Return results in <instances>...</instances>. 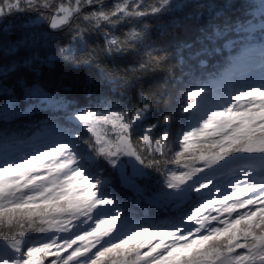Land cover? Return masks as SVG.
<instances>
[{
	"label": "trees",
	"instance_id": "obj_1",
	"mask_svg": "<svg viewBox=\"0 0 264 264\" xmlns=\"http://www.w3.org/2000/svg\"><path fill=\"white\" fill-rule=\"evenodd\" d=\"M72 1L76 0H64V4ZM90 7L99 15L90 26L77 28L76 35L63 27L69 19L53 27L51 20L27 5L0 15V108L20 109L17 115L0 116V151L12 152L20 142L32 144L41 134L50 142L65 140L81 158L94 184L93 195L111 200L112 207L104 210V215L119 216L117 223L126 233L145 228L152 235L172 231L193 212L192 197L175 198L165 209L148 204L121 184L108 161L86 149V139L96 142L70 117L85 108L123 106L129 96L139 102L137 93L149 91L154 93L155 107L146 112L143 124L155 123L170 112L174 128L187 126L191 112L206 108L222 94L238 63L264 57V12L252 0H184L178 5L172 0H97ZM225 19L230 30L223 39L228 40L231 58L223 62L221 73L210 75L199 66L204 57L198 38L211 33L213 25L223 28ZM126 33H130L126 43L131 45L127 49L121 46ZM97 45L106 50L99 53ZM124 69L129 73L136 70L128 83L120 79L121 74H128ZM32 88H38L57 105H38V99L26 96ZM29 105L31 111L26 110ZM134 133L142 134L138 130ZM96 152L104 156L97 148ZM142 171L136 183L144 195L170 190L159 173L143 165ZM104 179L107 182L100 185ZM26 207L34 211L53 209L45 202L1 207L0 229H10L17 210ZM251 217L253 221L234 220L250 234L262 233L264 210L254 209ZM136 237L134 240H139L142 235ZM172 237L167 235L165 242ZM223 237H208L199 250L210 253L221 248L211 246V241ZM128 243L120 244L119 237H114L111 243L95 244L83 260L86 264H113L135 254L139 246L129 248ZM5 259L7 255L0 252V261Z\"/></svg>",
	"mask_w": 264,
	"mask_h": 264
},
{
	"label": "clouds",
	"instance_id": "obj_2",
	"mask_svg": "<svg viewBox=\"0 0 264 264\" xmlns=\"http://www.w3.org/2000/svg\"><path fill=\"white\" fill-rule=\"evenodd\" d=\"M2 2L4 0H0V3ZM95 2L97 0H77L80 7L74 9L68 23L63 27L76 35L80 26H90L94 18L99 15L90 7ZM19 3L21 6L27 5L29 10H35L48 20L66 15L64 0H19ZM229 30L228 21L225 19L223 28L213 25L211 33L205 32L198 38L204 57L200 60L199 66L207 74L221 73L223 62L231 58L228 53V40L223 39ZM124 35L125 40L121 46L127 49L131 47L126 43L130 33ZM96 50L103 53L106 49L97 45ZM123 71L128 73L120 75V79L125 83L135 77V69L130 73L128 69ZM153 95L154 93L149 91H139L137 93L139 102L129 96V100L123 103V114L128 118L131 127L138 116H143L149 109L155 107L152 102ZM262 109H264V88H230L206 108L191 112L187 126L174 128L173 116L169 112L163 114L155 123L149 124L142 134L131 133L129 142L137 161L164 177L173 190H181L195 201L193 212L175 226V231H163L161 235L152 236L151 231L145 228L126 233L117 223L119 216H106L101 207H95L96 204H101L98 197L87 206L79 208L65 209L62 202L60 211H46L43 208L34 211L33 208L26 207L17 210L18 214L10 229H0V232L7 234L8 239L17 241V250L12 259L16 264H34V261L36 264H66L71 254L66 250L86 251L95 244L111 243L114 237H119L120 244L129 242V248L145 244L150 248L167 235H179L185 231L199 232L206 227L207 218L213 212H220L231 204H240L244 197L224 199V202L219 203L216 208L211 206L214 199L220 200L231 193L241 192L249 185L259 187L261 193H264V122L260 120L253 122L252 127L258 128V131H242L243 118L249 113L259 112ZM157 125L161 127L157 129ZM84 145L98 159L102 158L110 164L115 163L113 157L116 155L103 157L97 155V145L90 137L84 141ZM59 147L66 148V151L53 159L44 160V164L55 167L63 163L67 166L51 175H45L49 172V167L28 172L26 179L31 180L36 176L43 178L35 180L12 195L11 203L44 200L55 190L45 191L53 183L60 187L63 184H72L89 178L80 162L81 158H78L77 154L69 150L66 145ZM53 151L54 149L50 150L48 154ZM44 155L45 153L41 152L36 156L24 157L17 164L40 160ZM201 208H205L206 212L196 215V211ZM234 215L242 216L244 212H235ZM0 223H3L2 219ZM241 227L245 226L241 225ZM141 231L149 233V237L152 238L133 240L132 237L138 236ZM207 231L219 232L221 229L207 226ZM227 239L228 237H223L221 240H213L211 246L223 248ZM186 242L172 241V243ZM238 243L239 240L232 241V245ZM239 251L243 252L244 249ZM75 264H86V262L77 260Z\"/></svg>",
	"mask_w": 264,
	"mask_h": 264
},
{
	"label": "rangeland",
	"instance_id": "obj_3",
	"mask_svg": "<svg viewBox=\"0 0 264 264\" xmlns=\"http://www.w3.org/2000/svg\"><path fill=\"white\" fill-rule=\"evenodd\" d=\"M175 5H178L184 0H172ZM258 7L259 11L264 12V0H252ZM66 7V15L62 17H56L57 26L66 22L72 15L75 8L78 7L77 0L69 2ZM36 20H40L37 17ZM53 26L52 20L50 21ZM254 62L246 61V63H238L235 67V71L227 80V85L222 89V93L230 88H264V57L258 55L254 57ZM251 63V64H250ZM28 97L38 99L40 105L42 102L46 105H54V99L49 98L48 95L40 91L38 88H32L27 92ZM56 104V103H55ZM57 105V104H56ZM32 106H28L26 110H32ZM20 113V109L13 106H4L0 108V116H13ZM92 115H87V114ZM146 113L143 116H138L137 120L133 122L131 128L132 132L140 131L143 133L147 125L142 121L145 118ZM84 117V119H81ZM75 123L80 124L93 136L97 151L104 156H113L115 163L109 165L117 172V175L123 186L128 187L133 193L143 198L148 204H153L157 207L163 208L174 201L181 200L188 196L181 190H173L168 186V191L163 190L161 193H156L152 196H146L143 194V189L137 185L136 178L143 174L142 165L137 161L131 152L123 150V140L121 135H124L125 130L121 128V125L128 124V118L123 114V106L120 104H112L107 107H97L95 109L85 108L78 113L70 117ZM260 120L264 122V109L259 112L249 113L243 118L242 131L252 132L259 130L253 128L254 121ZM150 132V129L148 130ZM45 135H39L36 140L31 144L30 142H20L18 146H15L11 151H0V208L7 207L15 204L24 203H11L10 198L16 194L22 188H26L29 184L33 183L37 179L43 178L42 176L32 177L31 180L26 179L28 172L38 171L41 168L49 167V172L45 175H51L62 171L67 165L61 163L55 167H51L44 164V160L53 159L55 156H59L62 152L66 151V148L59 147L60 145H66L67 148L75 153V150L65 140H53L50 142L46 140ZM31 144V145H29ZM51 154L48 153L53 150ZM45 153L44 157L40 160H29L23 164H17L24 157L36 156L39 153ZM123 152V154H121ZM14 177V179H13ZM23 182V183H22ZM107 179L101 180L100 185H104ZM93 182L90 178L84 181H77L72 184H63L58 187L56 183L49 185L45 191L55 189L52 191V195L44 200L30 201L29 204L37 202L50 203L53 207L50 211H60V205L63 202L65 209L67 208H79L85 207L90 202H93L95 197H98L101 204H96L95 207H101L104 210H108L111 205V200L99 196L93 195ZM83 189V191H81ZM256 193V195H252ZM243 196L244 199L240 204H231L227 208L220 212H213L210 217L207 218L206 227L196 231H185L182 234H173L172 239L168 242L167 236L161 242L155 243L152 247L145 245H138L139 248L135 250V254L132 256L117 260L113 264H215V260L221 256L227 255L233 261V264H248L258 257L264 256V231L259 234H250L247 230L238 227L237 219H249L253 221L251 213L254 209L264 210V193H261V189L255 185H249L246 189H242L241 192L231 193L225 198L220 200H213L212 207L216 208L219 203H223L224 199L232 200L237 197ZM109 203H108V201ZM176 208V207H174ZM113 210V209H112ZM243 211L244 215L236 216L235 212ZM206 209L201 208L196 211V215L205 213ZM182 221V220H181ZM191 223V221H188ZM207 226L213 228H220L219 232L207 231ZM172 231H175L172 230ZM161 235V234H156ZM228 237L225 240V247L217 248L212 252H203L199 248L203 246L205 240L210 236ZM155 236V235H152ZM149 237V233H144L140 239ZM152 237H149L151 239ZM185 240L186 243H172V241ZM233 240H239L238 244L232 245ZM195 242V243H193ZM191 245V247H188ZM231 245V246H229ZM94 246V245H93ZM90 247L86 251L78 250L72 252L71 249L66 251L71 254L68 256L67 261L74 262L77 260H83L84 257L93 248ZM167 249V251H165ZM172 249H178L176 252H172ZM239 249H244L240 252ZM7 255V259L12 260L14 251L7 247L6 242L0 243V252ZM172 252L171 255L169 253ZM204 253V254H201ZM59 254V253H58ZM235 254V255H234ZM5 260H1L0 264H4ZM34 264L36 262L34 261Z\"/></svg>",
	"mask_w": 264,
	"mask_h": 264
},
{
	"label": "snow or ice",
	"instance_id": "obj_4",
	"mask_svg": "<svg viewBox=\"0 0 264 264\" xmlns=\"http://www.w3.org/2000/svg\"><path fill=\"white\" fill-rule=\"evenodd\" d=\"M167 0H162V3H166ZM21 8V5L19 3V0H4V2L0 3V15H3L5 12L13 10V9H19ZM153 11H155V9H153ZM52 22H53V27L57 26V20L55 18H52ZM87 115H92V114H87ZM234 115H238V114H234ZM81 119H84V117H81ZM121 128L125 130L124 135L121 137V139L123 140V150L131 152L132 154H135L133 152L132 149V145L129 142L130 138H131V126L129 124L127 125H121ZM139 235H144L143 233H139ZM0 238H2L6 244L7 247L11 250H13L14 252L17 250V241L14 239H8L7 234L4 232H0ZM137 237H132V239H136ZM125 243H127V241H125ZM195 243V242H193ZM188 247H191V245H189ZM178 251V249H172V252H176ZM172 252L169 253V255L172 254ZM4 264H16V262L12 259V260H5Z\"/></svg>",
	"mask_w": 264,
	"mask_h": 264
},
{
	"label": "water",
	"instance_id": "obj_5",
	"mask_svg": "<svg viewBox=\"0 0 264 264\" xmlns=\"http://www.w3.org/2000/svg\"><path fill=\"white\" fill-rule=\"evenodd\" d=\"M215 264H233L231 258L227 255L221 256L215 260ZM248 264H264V256L258 257Z\"/></svg>",
	"mask_w": 264,
	"mask_h": 264
}]
</instances>
